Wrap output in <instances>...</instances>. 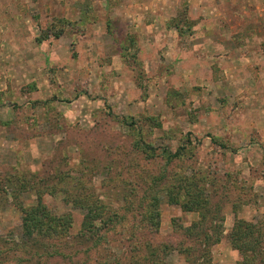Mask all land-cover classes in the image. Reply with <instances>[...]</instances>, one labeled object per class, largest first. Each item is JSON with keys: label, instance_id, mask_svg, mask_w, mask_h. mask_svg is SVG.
Listing matches in <instances>:
<instances>
[{"label": "rangeland", "instance_id": "rangeland-1", "mask_svg": "<svg viewBox=\"0 0 264 264\" xmlns=\"http://www.w3.org/2000/svg\"><path fill=\"white\" fill-rule=\"evenodd\" d=\"M137 124L154 155L135 148ZM163 148H181L180 158ZM164 168L196 186L155 187L157 242L184 239L194 257L175 229L197 215L170 201L200 190L222 220L208 263L237 264L235 222L264 221V0H0V242L22 239V210L36 204L33 191L11 197L10 174L49 171L57 187L80 183L131 220L124 208L141 201L143 213L147 196L118 204L110 186L140 190ZM68 198L42 201L49 215L72 218L73 237L83 212ZM129 249L113 243L87 264H154L150 251ZM12 255L0 264H15ZM163 261L187 264L177 252Z\"/></svg>", "mask_w": 264, "mask_h": 264}, {"label": "trees", "instance_id": "trees-1", "mask_svg": "<svg viewBox=\"0 0 264 264\" xmlns=\"http://www.w3.org/2000/svg\"><path fill=\"white\" fill-rule=\"evenodd\" d=\"M55 101L56 99L51 100V102ZM136 127L138 134L135 136V148L154 155L157 148L150 146L144 139L138 124ZM187 141L190 144L188 136ZM181 148L185 150L184 146ZM181 148L174 151L163 148L161 150L162 155L166 156L168 161L178 159L181 155ZM110 154L113 155V152ZM10 170L14 173L17 172L13 168ZM48 170L51 172L52 168L49 167ZM49 171L43 172L45 176H40L41 172L38 174V172L25 171L10 174L4 178L6 184H10L9 191L13 195L11 197L15 198L23 193L33 191L36 204L22 210L25 215L22 239L19 241L8 239L0 242V260L9 253L13 254L15 264H87V257L91 253L97 252L98 254L104 249L112 247L113 243H119L123 247L130 246L129 252L131 254L140 252L139 248L141 247L144 248V253L150 251L149 257L154 259V264H164L163 259L172 252L185 256L187 264H209L211 262V248L218 244L223 237L220 226L222 220L218 218L219 209L213 213L205 209V202H202V197L199 196L201 191L199 190V195L188 194L186 202H182L178 198L170 201L172 205H179L184 212L197 215V219L188 227L183 228L181 225H177L175 229V231H182L181 238H189L196 246L194 257L191 259L188 256L191 249L184 246V239L183 243L180 242L175 246L157 242L159 214L151 211L153 204L150 203L158 191L155 187L162 183L163 186H168L166 188L168 192H180L183 185H187L189 188L195 187L194 179L192 176H188L185 171L175 173L164 168L157 174L147 175V179L150 181L149 187L144 186L140 190L137 188L138 192L136 186L124 188L118 184H113L114 178H112L110 183L113 185L106 186L111 187L109 190L111 193L118 191V204L128 203L130 197L135 199V192L141 197L140 199L144 196L148 198L149 202L144 207L143 213H140L141 201L138 203L139 207L137 205L135 209H132V206L124 208L125 212L129 213L130 211L131 220H128L126 215L117 214L115 210L111 209L110 203L99 199L93 193H79L80 188H83L80 187V183L75 182L74 187L77 191L74 192L66 189L65 183L63 187H57V183L55 184L56 177L54 174L51 175ZM142 180L145 181L146 179L142 178ZM138 183L137 187H142ZM60 192L69 197L70 203L83 212L80 231L73 237L68 232L72 227V218L61 219L49 215L42 201L43 195H55ZM127 220L129 224H126ZM120 228L124 230H119ZM228 241L232 249L239 254L237 264H264V221L259 226L245 221L235 222L228 234Z\"/></svg>", "mask_w": 264, "mask_h": 264}]
</instances>
